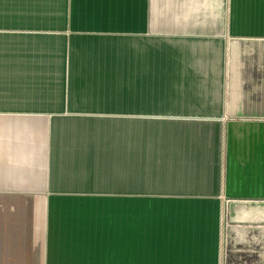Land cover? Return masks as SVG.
I'll use <instances>...</instances> for the list:
<instances>
[{"label": "crops", "instance_id": "1", "mask_svg": "<svg viewBox=\"0 0 264 264\" xmlns=\"http://www.w3.org/2000/svg\"><path fill=\"white\" fill-rule=\"evenodd\" d=\"M0 264H264V0H0Z\"/></svg>", "mask_w": 264, "mask_h": 264}, {"label": "rangeland", "instance_id": "2", "mask_svg": "<svg viewBox=\"0 0 264 264\" xmlns=\"http://www.w3.org/2000/svg\"><path fill=\"white\" fill-rule=\"evenodd\" d=\"M138 163V161H136ZM20 195V194H19Z\"/></svg>", "mask_w": 264, "mask_h": 264}]
</instances>
